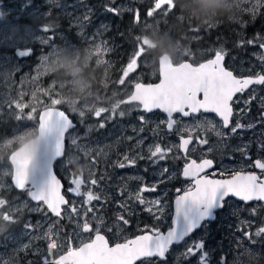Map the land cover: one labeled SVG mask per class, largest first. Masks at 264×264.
<instances>
[{"label": "rangeland", "instance_id": "rangeland-1", "mask_svg": "<svg viewBox=\"0 0 264 264\" xmlns=\"http://www.w3.org/2000/svg\"><path fill=\"white\" fill-rule=\"evenodd\" d=\"M57 1L61 3L58 5ZM171 2V8L167 4L162 5L149 16L148 12L154 8L155 0H47L46 3L52 5L49 7L51 15L49 18L44 15L42 26L55 23L56 27L54 31L43 32L41 27L38 29L37 25L28 24L29 20L41 16L38 8L32 6L31 0H0V11L3 13L0 17V137L5 136L0 140V185L5 186L0 188V196L9 201L17 220L14 228L0 219V224L6 227V231L0 233V264H40L41 256L46 255L49 241L35 237L46 232L52 223H56L54 231L58 233L53 239L64 245L54 255L59 256L65 252L69 237L74 246H79L89 238L90 233H79L75 219L68 218L70 205L80 208L81 213L85 210V197L69 191L70 187H74L71 184L74 178L84 180L82 193L91 190L101 196L99 201H92L90 206L94 211L89 213V219L92 215L101 216L104 224L108 223L109 227L111 224L108 217L115 219L112 224L119 238L128 236L133 228L145 226L148 223V220H144L146 217L154 220L156 225L168 224L173 213V199L179 194L176 189L183 192L191 185V181L181 175L189 160L178 149V138L186 132L176 129L168 131L164 125H160L157 130V124L166 120L163 113H145L138 102H122L128 100L135 83H154L159 80L158 57L162 52H167L174 63L190 60L198 64L214 56L216 50L222 49L231 54L239 71L264 73V63L259 58L264 54V49L259 47L264 42L261 39L264 38V3L253 14L251 9L256 0ZM138 4L143 5V14L136 8ZM52 7L56 11L51 12ZM112 7L118 9V14L107 10ZM63 13L69 19H63ZM124 13L133 15L137 24L131 22L123 26L118 17ZM85 16L88 17L87 20L84 19ZM220 18L223 19L221 22ZM221 25L224 27L225 36H220ZM176 26H179L180 32V38L176 42H171L166 35H160L163 32L167 34L170 27ZM209 26H214L217 30L213 35L214 40L201 45L195 43L201 37L198 33L200 29ZM156 35L164 40L155 38ZM44 40H48V43H43ZM248 40H255V43L248 44ZM241 41L245 43L242 44ZM97 45L102 48L100 55L95 51ZM49 46L52 48L47 50ZM138 46L142 48L143 54L137 59V68L120 85L118 81L123 69ZM26 48L31 50V55L27 57H19L15 53L16 49ZM158 49L159 54L156 53ZM45 55L47 60L44 63L41 58ZM228 64L232 65L231 62ZM259 88L260 90L255 88L246 96L242 95L238 100L235 121H243L246 125L260 120L264 113V87ZM45 90H50L51 96L45 95ZM34 92L42 104L33 100ZM21 93L24 94V102L30 104L23 113L15 108L14 103L10 106L11 100L18 99ZM252 95L256 99L246 104ZM60 97L66 103L58 107L64 109L77 124L67 134L65 156L55 163L57 173L66 186L65 194L72 201L65 207L64 221H57L56 217L47 212L42 202L34 203L25 192L9 188L11 181L4 175L6 171H10L7 159L9 151L21 144L15 142L16 137L35 129L39 111L45 104H50L51 98ZM245 105L253 108L256 113H252V110L251 113L246 111ZM31 106L37 107L35 120L27 119ZM117 106L119 108L113 111L112 108ZM71 108L84 111V117H80L78 111L72 112ZM98 108L108 110L96 117L95 110ZM241 109L244 111H240ZM120 112H124V115L121 116ZM17 115L22 118L18 120ZM140 116H144L147 123H142ZM205 117L219 125L213 116L203 115L200 120ZM175 119L180 121L177 125L179 129H193L191 136L198 131L193 126L199 121L184 119L178 115ZM101 124L104 126L100 127ZM141 127L144 128L143 132L139 131ZM2 131L5 134L2 135ZM200 131L205 132L202 129ZM33 135L35 133L25 136V140ZM244 135V140L238 139L233 146L229 145V138L221 139L216 136L221 141L215 143L214 149L222 165L228 167L231 152H238L237 149L245 144L263 152L264 157V149L260 147L264 143V126L257 123L252 134L245 132ZM73 139H76V144L72 143ZM141 139L143 143L138 144L137 141ZM10 140L14 143L5 148L4 145ZM156 143L172 147V153L156 163H151L146 158L138 160L135 166L118 167L126 154L131 156L141 153L147 157L149 145ZM189 148L192 151L188 156L195 159L199 153V144L194 143ZM210 149L214 150L211 147ZM164 168L168 172L161 176ZM91 179H96L98 184L91 185ZM143 185H156V191L143 193L145 200L159 198L165 204V212L159 221L145 210V205L129 199V193ZM121 204H127V211ZM38 208L43 210L39 211ZM7 210L4 208L2 211ZM232 213H236L235 210ZM119 215H124L129 224L124 225L122 221H118ZM26 223H31L33 228L25 231ZM68 223L71 224L70 228ZM17 237L19 243L13 239ZM250 237L251 235L244 237L237 233L235 240L240 244L244 239L250 240ZM29 241L31 244L28 249L18 250L20 244H28ZM236 250V255H243L239 254V249Z\"/></svg>", "mask_w": 264, "mask_h": 264}, {"label": "snow or ice", "instance_id": "snow-or-ice-1", "mask_svg": "<svg viewBox=\"0 0 264 264\" xmlns=\"http://www.w3.org/2000/svg\"><path fill=\"white\" fill-rule=\"evenodd\" d=\"M262 3H264V0H256L251 9L253 14L256 13ZM165 4L169 8L173 6L171 0H155L154 8L148 12V15L151 16L155 10L160 9ZM107 10L118 14V9L115 7L108 8ZM2 15L3 13H0V17ZM136 16L138 18V12ZM84 19L87 20L88 17L85 16ZM55 27V23H50L42 26L41 31H54ZM43 43L47 44L48 40H44ZM241 43L245 42L241 41ZM247 43L253 44L255 40H248ZM259 47L264 49V42H261ZM95 51L98 55L102 54L101 46L97 45ZM142 54L143 50L138 46L123 69L122 76L118 81L120 85H123L129 74L136 70L137 59ZM17 55L19 57H27L31 55V50L18 51ZM259 58L264 63V54ZM41 59L45 63L47 55ZM224 59L225 52L220 49L215 51L214 58L199 63L197 66L191 63L167 65L162 62L159 70V83H135L134 91L128 97V100L122 103L138 102L144 112L151 113L154 109H159L166 113V120L160 121L156 129L158 130L160 125H164L168 131L176 129L177 131L189 133L188 138H184L183 135L181 136V141L178 145V149L187 158L190 151H192L189 145L192 143L191 133L193 129L187 127L182 130L179 129L177 125L180 121L174 118V114H179L182 118H192L199 121L193 126L194 128L197 130L214 131L215 135L221 139H225L228 135L221 129L230 128L231 134H236L238 130H251L257 126V123H264V113H262L260 120L256 123L245 125L237 121L233 124V105L238 102L236 99L237 94L245 92L253 85H264V73L257 72L247 77H237L232 71L224 67ZM44 94L51 96L50 90H45ZM23 95L21 93L18 99L11 100L10 102V106L11 103H14L15 108L20 113H23L24 109L30 107L29 103L24 102ZM32 98L37 103H43L37 100L35 92L32 94ZM254 99L256 97L252 95L245 103L250 104ZM62 103H66L62 97L51 98L50 104H45L39 112L38 126L31 132L16 137L15 142H20L22 146L11 151L8 156L10 171L4 173V175L11 177L9 188L25 192L32 201L42 202L43 205H46L47 212L55 216L57 221L64 219V209L62 206L68 205L69 202L61 195V182L53 172V164L58 158L64 156L65 135L74 127L69 115L57 107ZM117 108L119 106L112 109L115 111ZM71 110L72 112L78 111L80 117H84L85 115V112L82 110L73 108ZM107 110L105 108H98L95 110V116L100 117ZM240 111H244V109ZM35 113H37V107L31 106L27 119L35 120ZM211 113L220 118L219 125L207 117L200 120V117L204 114ZM120 115L123 116L124 112H120ZM16 118L19 120L22 117L21 115H17ZM139 119L142 123H147L144 116H140ZM103 126V124L100 125V127ZM139 131L143 132L144 128L141 127ZM32 133H35V139L24 142L25 136H30ZM129 139H132V137H129ZM76 142V139L72 140L73 144H76ZM13 143L10 140L4 147L7 148ZM137 143L142 144L143 140L141 139ZM200 143L206 144L207 140H201ZM260 147L264 149V143ZM237 150L247 156V145L239 147ZM172 151V147L161 146L159 143L149 145L147 157L141 153L131 156L126 154L123 157V161L118 164V167L135 166L138 160L146 158L151 163H156L159 160L166 159ZM212 166V159H201L199 162L196 159H191L185 163L182 175L191 181V185L183 190L182 194L176 196L172 226L169 227L166 233L162 232L158 227L149 228L145 225V228L142 229L144 234L115 244H110L106 236L101 233V228L104 225L103 217L92 215L89 219V213H93L94 211L93 207L90 206L92 201H99L101 196L91 190L82 193L81 187L84 184V180L80 178L72 179L71 184L74 187H70L69 191L75 193L77 196L83 195L85 197V210L81 213L76 206L70 205L68 218L75 219L79 233L94 232V238L80 243L79 246H72L71 237H69L68 246L64 254L59 255L56 259H52L51 257L54 256L55 252L64 247V245L53 239V236L58 233L54 231L56 223L50 224L46 232L35 237V239H46L49 241L47 243L46 255L43 258V264H137V261H140L141 264H152L153 258H156L159 264H168V255L172 246L184 242L194 230L202 227V222L213 219L214 210L224 206L226 197L234 196L244 202L264 201V176L243 170L233 171L230 173L229 178L223 179H210L207 175H202L206 169ZM250 167L259 169L261 173H264V159H256L251 163ZM167 172L168 169L164 168L161 171V176ZM223 175L224 173L222 172L221 176ZM90 183L96 186L98 181L91 179ZM4 187V185H0V188ZM149 191H156V185H152L151 187L147 185L139 186L135 192L129 193V199H135L139 204L145 205V210L159 221L165 212V204L159 198L150 201L145 200L143 193ZM176 191L177 193H181V189L179 188ZM121 207L127 211V204H121ZM4 208L8 210L2 211ZM18 210L16 209V211ZM37 210L42 211L43 209L38 208ZM13 211L9 201L0 196V219L9 224L16 223L17 220L13 215ZM252 214H256L255 208L252 209ZM117 220L122 221L124 225L129 224V220L124 215H119ZM32 228L33 225L31 223L24 225L25 231H29ZM107 230L112 231L111 228ZM5 231L6 227L0 225V233H4ZM262 233H264V227L260 228L255 235L260 236ZM13 239L19 243L18 237ZM30 244L31 241L28 244H20L18 250L28 249ZM204 248L205 244L203 240L195 242L190 246H186L182 256L188 261L193 257H197V264H208L209 253Z\"/></svg>", "mask_w": 264, "mask_h": 264}, {"label": "flooded vegetation", "instance_id": "flooded-vegetation-1", "mask_svg": "<svg viewBox=\"0 0 264 264\" xmlns=\"http://www.w3.org/2000/svg\"><path fill=\"white\" fill-rule=\"evenodd\" d=\"M31 2H33L31 3L32 6L35 5V7L38 8L39 12L41 13L40 14L41 16H39L34 20H29L28 24L37 25L39 29L43 25L44 15H48L47 18L50 17L51 13L49 7H51L52 5L47 4L46 3L47 0H31ZM60 3L61 2L59 1L57 4L59 5ZM54 11H56V9L52 7L51 12ZM63 19H69V18L67 15H65L63 16ZM63 29L67 33H69L66 30V28ZM51 48L52 46H49L47 50H50ZM24 50L28 51L27 48ZM228 62H231L232 65H229ZM223 65L225 68L231 70L233 74L236 75L237 77H247L249 75L254 74L252 71L249 72L239 71L236 67V61L231 58V54L229 52H225V59L223 61ZM259 86L264 87V85H253L245 92L237 94V98H236L237 101L241 98L242 95L246 96L247 94L251 93L255 88H258L260 90ZM236 106L237 103L233 105L234 108V115L232 117L233 124L237 122L235 121L236 120L235 115L237 112ZM249 109L252 110V113L254 114L256 113L253 108L246 107L245 105V110L246 111L248 110L251 113ZM204 115L213 116L220 123V119L214 113L204 114ZM184 119H190V118H184ZM240 123L245 124V122L243 121H241ZM261 124L262 126H264V123H260V125ZM222 130L228 134L225 139L229 138L230 146H233L238 139L244 140L245 132L252 134L253 131V129L238 130V132L236 133V137L234 138L233 134H231L230 132V128L222 129ZM183 135H189V134L183 133ZM204 139L207 140V143L206 144L200 143V141ZM218 141H221V139H218L215 135V132L210 130L205 132L198 130L195 135H192V143L190 146H192L194 143L199 144V148H198L199 153H197L196 158L195 157L194 158L198 161H200L201 159L213 160L212 168L210 170H205V173H202V175H207L208 177H212V178L223 179L230 177V173L233 171L243 170L245 172L248 171L255 172L257 175L264 176V173H261V170L256 169L254 167H250L251 163L254 162L256 159H264V157L262 156L263 152L256 151L253 148V146L250 144H245L247 145V156H245L240 151L231 152L230 156L228 157L230 163L229 166L227 167L221 164L214 149V145ZM242 144L243 142H241L240 145ZM210 147L213 148L214 150L210 149ZM15 148H17V146ZM14 149L10 150L9 153ZM183 156L185 157V155ZM187 158L189 160L192 157L187 156ZM222 172L224 173L223 176H221ZM7 178H9L11 181L10 176H7ZM68 202L69 204L70 202H72L70 198H68ZM253 208L256 209L255 215L252 214ZM233 210H235L236 213H232ZM105 213L108 216L107 211H105ZM63 215H65V209ZM62 220L64 221L65 217ZM114 220L115 219L112 220L111 217H108V222L111 224V227H109L107 223L104 224L101 228V233L106 236L110 244L122 243L125 240L133 239L135 238V236L143 234L142 229H144L145 226L139 228H133L132 232L128 236L119 238L116 234L114 225L112 224ZM144 220H148V223H145V225H147L149 228L158 227L163 232L170 227L172 217H170L168 224L166 223L159 225H156L154 220H152L151 218L146 217L144 218ZM11 226L15 228L17 224L12 223ZM68 226L70 228L71 224L68 223ZM262 227H264V201L243 202V201H239L234 196L227 197V199H225L224 206L214 211L213 219L202 222V227L194 230L193 233H191L190 236L187 237L184 242L180 244H174L172 246V249L168 255V264H197V257H193L191 258L190 261H188L182 256V253L184 252L186 246H190L195 242H199L201 240H203L205 244L204 250L209 253L208 264H264V233H262L260 236L255 235V233ZM108 228H111L112 231H108L107 230ZM237 233H241L244 237L251 235L250 237L251 239L247 241L246 239H244L243 242L237 244V240H235V235H237ZM91 238H94V232L90 233L89 238L85 242H87ZM72 246L74 245L72 244ZM236 248L240 250L239 254H243V255H239V256L236 255V251H237ZM44 256L45 254L41 256L40 264H43ZM58 257H59L58 254H56L51 258L56 259ZM137 264H141V262L137 261ZM152 264H159V261L156 258H153Z\"/></svg>", "mask_w": 264, "mask_h": 264}, {"label": "trees", "instance_id": "trees-1", "mask_svg": "<svg viewBox=\"0 0 264 264\" xmlns=\"http://www.w3.org/2000/svg\"><path fill=\"white\" fill-rule=\"evenodd\" d=\"M136 8L139 9L138 11L143 14V10H142L143 5L142 4H138L136 6ZM218 11H220V10H218ZM118 18H119V22H122L121 24L123 26L128 25L131 22H135L137 24V20L135 19V17L133 15H130V14H127V13H124V14L120 15ZM122 19H124V20L121 21ZM216 20H218V19H216ZM222 20L223 19L220 18V22ZM161 27H163L162 24H161ZM135 28H136V26H135ZM223 28H224L223 25H221V27H220L219 30H221L222 33H220V36H225V32H223L224 31ZM162 31H164V30H162ZM215 32H217V30H216V28H214V26H209L206 29H200V31L198 33L201 34V37L195 43H198V44L201 45V44L206 43L207 41H213L214 40L213 39V35H215ZM160 35H166V38H170L171 39L170 40L171 42H176L180 38L179 26H176V27H173V28L170 27V29L168 30L167 34H166V32L165 33L163 32V34L160 33ZM155 38L160 39V40H164V38H159V35H156ZM159 52H160V50L158 49L156 51V53L159 54ZM59 73H61V71ZM3 134H5V132L2 131V135Z\"/></svg>", "mask_w": 264, "mask_h": 264}, {"label": "water", "instance_id": "water-1", "mask_svg": "<svg viewBox=\"0 0 264 264\" xmlns=\"http://www.w3.org/2000/svg\"><path fill=\"white\" fill-rule=\"evenodd\" d=\"M0 13H1V11H0ZM18 51H21V49H16L15 50V53L17 54L18 53ZM23 51H25V50H23ZM212 58H214V57H212ZM212 58H208V59H212ZM208 59H205V60H203L201 63H203V62H206ZM162 62H163V64H167V65H179V64H182V63H191V64H193L194 66H197L198 64H194V63H192V62H190L189 60H183V61H180V62H178V63H174L173 61H172V59H171V56L167 53V52H163V53H161L160 54V56L158 57V76H159V79H160V75H159V70H160V67H161V64H162ZM227 69V68H226ZM229 70V69H228ZM231 71V70H230ZM155 83H159V80L158 81H156V82H154V83H151V84H155ZM144 84H149V83H144ZM134 91V86H133V89H132V92ZM59 108V107H58ZM60 110H62V111H64L63 109H61V108H59ZM42 110V109H41ZM40 110V111H41ZM141 110H142V108H141ZM154 110H159V109H154ZM153 110V111H154ZM39 111V112H40ZM160 112H162L165 116H166V118H167V114L166 113H164L162 110H159ZM66 113V112H65ZM67 114V113H66ZM68 115V114H67ZM175 115V114H174ZM38 117H39V113H38ZM69 118L72 120V118L69 116ZM219 118V117H218ZM220 119V118H219ZM73 121V120H72ZM73 124H74V127H75V122H73ZM37 126H38V123H37ZM73 127V128H74ZM71 130V129H70ZM67 134V133H66ZM65 137H66V135H65ZM184 138H188V137H184ZM35 139V135L33 136V137H31V138H29V139H27L25 142H29V141H31V140H34ZM179 141H181V137L179 138ZM20 146H22V144L20 145ZM20 146H18V147H20ZM10 155V154H9ZM62 158V157H61ZM58 159H60V158H58ZM10 163V162H9ZM55 163V162H54ZM208 169H210V168H208ZM208 169H206V170H208ZM53 172H54V174L57 176V179H59L60 180V182H61V195H63L64 197H65V199L67 200V196H66V194H65V192H64V183H63V181H62V179H61V177H59L58 175H57V173H56V171H55V169H54V164H53ZM182 174V173H181ZM183 176V175H182ZM208 178H210V179H220V178H212V177H208ZM229 178V177H228ZM230 197V196H229ZM176 198V197H175ZM175 198H174V200H173V213H172V218H173V215H174V202H175ZM227 198V197H226ZM225 198V199H226ZM237 198V197H236ZM239 201H241L239 198H237ZM68 201V200H67ZM32 202H36V201H32ZM244 202V201H243ZM44 206H46V205H44ZM66 205H64V206H62V208L64 209V207H65ZM218 210V209H217ZM215 211V210H214ZM171 226H172V220H171ZM170 226V227H171ZM169 228H167L165 231H163V232H167V230H168ZM144 234V233H143ZM64 254V253H63ZM62 255V254H61Z\"/></svg>", "mask_w": 264, "mask_h": 264}]
</instances>
